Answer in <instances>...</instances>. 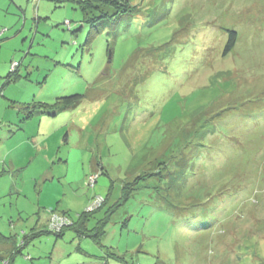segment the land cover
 <instances>
[{
    "label": "rangeland",
    "instance_id": "obj_1",
    "mask_svg": "<svg viewBox=\"0 0 264 264\" xmlns=\"http://www.w3.org/2000/svg\"><path fill=\"white\" fill-rule=\"evenodd\" d=\"M94 2L0 0L12 263L264 264V0ZM75 94L22 122L19 103ZM98 196L91 236L46 228Z\"/></svg>",
    "mask_w": 264,
    "mask_h": 264
},
{
    "label": "trees",
    "instance_id": "obj_2",
    "mask_svg": "<svg viewBox=\"0 0 264 264\" xmlns=\"http://www.w3.org/2000/svg\"><path fill=\"white\" fill-rule=\"evenodd\" d=\"M64 1H67V2L76 1V2L80 3L81 6L84 9H87V7H91L90 10H88V9L85 10L86 11L85 12L86 13L85 16L89 15L87 13H91L93 11V8H94L93 5L96 4L94 1L100 2V0H64ZM235 35H236V33L234 31H231V33L229 35V40H228L227 45H226V51H228L230 48H232L234 46V43H235ZM18 66H19V64L17 63V66H16L14 72L10 73L9 76H8V78L11 77L14 73H15V76H18L19 77ZM7 81H8V79H7ZM84 97L85 96L83 94H75V95H69V96H58L55 99V101L54 102H51V103H48V102H38V101H36V102H33L32 101V102H28V103L27 102H23V103H19L20 106H19V109L18 110L20 112H22V115H23V117L21 118L22 119V122H25L27 120L32 119L35 114H47V115H52V116L53 115H56V114L59 113V111L65 109V108H71V107L79 104V102H81L84 99ZM15 103H18V102L15 101ZM101 207L99 209L93 211V212L84 211L79 216V219H78L77 222H73L70 226L65 227L64 228V231L62 233H60V234H56L55 232L51 231L48 228V224H47V228L50 230V232H53L56 235H63L64 232H65V230H66V228H69L70 227V228L75 229L78 232V235H80V236H91L90 235V232L92 230L87 227V225H86L87 224L86 219L92 213H95L98 210H100ZM62 213H63L62 215H65V212H62ZM49 219H48V223H49ZM18 252H21L20 248L15 249L14 252L11 255L8 256L10 258L9 260H10L11 264H12V260L14 259V257H16L15 255H17ZM8 257H3V258H8Z\"/></svg>",
    "mask_w": 264,
    "mask_h": 264
},
{
    "label": "built area",
    "instance_id": "obj_3",
    "mask_svg": "<svg viewBox=\"0 0 264 264\" xmlns=\"http://www.w3.org/2000/svg\"><path fill=\"white\" fill-rule=\"evenodd\" d=\"M17 65V63H15ZM14 68V66H12ZM16 67V66H15ZM96 175L97 174H92L90 177V184L94 185L96 181ZM105 202V199L102 196H98L94 198L92 201L91 205L89 206L88 210L89 212H93L97 209H99L103 203ZM67 216L57 214V213H52L50 219H49V229L53 232H59L62 228L68 227L72 224Z\"/></svg>",
    "mask_w": 264,
    "mask_h": 264
},
{
    "label": "crops",
    "instance_id": "obj_4",
    "mask_svg": "<svg viewBox=\"0 0 264 264\" xmlns=\"http://www.w3.org/2000/svg\"><path fill=\"white\" fill-rule=\"evenodd\" d=\"M18 112H19L20 115H22V112H20L19 110H18ZM43 115L44 114H35L33 118L42 117ZM45 115H47V114H45ZM56 115H53V116H56ZM49 116H51V115H49ZM27 121H29V120H27ZM27 121H25V122H27ZM10 166L14 167L13 163H10ZM48 219H47V223H46V228H47V224H48ZM16 245H17V240H15V241H13V240L5 241V240H1L0 239V257H8L9 255H11L14 252V250L18 248ZM14 260L15 259H13V262H14Z\"/></svg>",
    "mask_w": 264,
    "mask_h": 264
},
{
    "label": "bare ground",
    "instance_id": "obj_5",
    "mask_svg": "<svg viewBox=\"0 0 264 264\" xmlns=\"http://www.w3.org/2000/svg\"><path fill=\"white\" fill-rule=\"evenodd\" d=\"M12 66H14V67H15V66H17V65H16V64H15V62H14Z\"/></svg>",
    "mask_w": 264,
    "mask_h": 264
}]
</instances>
